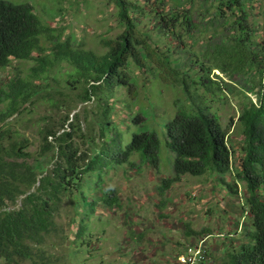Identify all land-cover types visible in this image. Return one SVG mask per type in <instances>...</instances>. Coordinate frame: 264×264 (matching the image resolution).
Segmentation results:
<instances>
[{"label": "trees", "instance_id": "16d2710c", "mask_svg": "<svg viewBox=\"0 0 264 264\" xmlns=\"http://www.w3.org/2000/svg\"><path fill=\"white\" fill-rule=\"evenodd\" d=\"M174 1L175 5L169 0H109L120 32L102 38V51L96 52L80 45L75 35L64 36L58 22L43 23L33 5L0 0V69L14 61L35 63L27 75L18 74L5 90L0 88V105L6 104L1 121L15 117L40 96L65 108L71 97L51 83L57 81L51 72L63 67L67 89L81 91L80 103L96 102L102 138L101 144L89 140V153H83L75 142L81 125L71 122L68 131L66 116L59 128L51 123L40 130L41 145L32 153L29 139H19L11 129L0 130V264H61L48 243L63 239L57 217L66 197L76 212L73 244L89 246L86 239L92 238L90 221L97 209L122 206L117 190L104 184L106 171L134 166L136 155L139 164L160 169L158 135L135 134L123 149V134L113 120L111 101L117 90L126 87L132 92L137 86L133 69L151 73L166 86L180 87L183 95L175 101L174 118L165 127L166 148L175 155L174 176L163 179L159 194L164 196L185 175L208 176L234 194L243 184L250 229L238 248L230 246L229 264H264V25L258 29L250 23L253 0H203L208 12L214 11L209 19L203 13L200 19L195 16L196 0ZM146 22L151 30L144 28ZM208 29L212 32L206 36ZM201 39L202 48L195 51ZM177 44L194 61L189 69L174 57ZM56 95L61 98L55 100ZM225 96H233L240 105L238 120H233L242 136L237 168L229 131L213 107ZM75 116L79 118L78 113ZM228 175L233 183L227 182ZM166 206L162 200L159 209Z\"/></svg>", "mask_w": 264, "mask_h": 264}, {"label": "rangeland", "instance_id": "374dc122", "mask_svg": "<svg viewBox=\"0 0 264 264\" xmlns=\"http://www.w3.org/2000/svg\"><path fill=\"white\" fill-rule=\"evenodd\" d=\"M7 1L33 5L43 23L58 22L61 29H65L64 36L75 35L80 45L96 52L102 51V38H113L120 32L116 10L109 0ZM169 2L176 4L174 0ZM153 6L157 7L156 4ZM208 7L203 0H196L195 16L200 19L203 13L207 19L212 18L213 8L208 12ZM249 12L250 23H256L258 29L263 27L264 0H253ZM146 27L151 30L152 25L146 22ZM209 29L206 36L212 32ZM156 33L152 32L158 38ZM200 41L195 51L202 48L200 45L204 40ZM46 46L50 47L51 44L47 43ZM162 46L166 50V45ZM174 47V57L182 60V64L187 67L185 69H189L188 65L194 63L191 56L187 58L182 54L178 44ZM34 65L33 61H14L12 66L0 69V88L5 90L10 79L18 74L27 75ZM63 72H66V68L56 67L51 74L57 81L51 80V83L56 90L72 98H67V109H58L47 97L40 96L15 117L5 122L0 118V130L11 129L18 133L19 139H29V151L32 153H36L41 145L40 130L51 123L54 128H59L66 116L70 119L66 122L68 131H72L71 122L81 125V131L75 135V142L83 153H89V140L102 143L98 126L101 112L96 102L81 104L78 100L81 91L67 89ZM213 73L220 74L219 71ZM132 75L137 86L132 92L126 87L119 88L116 98L111 101L115 102L113 120H116V127L123 134V149L130 144L135 134L155 132L158 135L161 141L160 169L139 164V156L136 155L132 158L134 166L127 164L106 171L104 184L117 190L122 206L111 210L103 207L97 209L90 221L92 238L86 239L89 246L75 247L73 244L75 235L71 228L76 212L71 198L66 197L57 217L64 231L63 239H51L48 243L50 252L60 257L61 264H182L178 258L188 245H202L209 255H205L204 264H229V255L233 250L230 246L238 248L240 243L246 241L245 235L250 229V214L244 205L245 187L240 184L238 194H234L228 191L226 185H218L215 179L208 176L185 175L161 196L158 187L162 185L163 179L174 176L175 155L166 148V122L174 118V103L183 95L180 87L166 86L155 80L151 73L133 69ZM54 98L57 100L61 97L56 95ZM213 107L218 110L223 126L229 131V145L235 151L233 161L237 168L241 163L242 136L238 126L233 125V120H238L240 105L233 96H225L223 100L217 99ZM5 108L6 104L0 105V117ZM77 113L79 118L75 116ZM134 118L139 121L135 122ZM226 180L233 183L234 179L228 175ZM162 200L167 206L160 210ZM54 242L61 246L54 248L51 245Z\"/></svg>", "mask_w": 264, "mask_h": 264}, {"label": "built area", "instance_id": "2783aa9c", "mask_svg": "<svg viewBox=\"0 0 264 264\" xmlns=\"http://www.w3.org/2000/svg\"><path fill=\"white\" fill-rule=\"evenodd\" d=\"M205 255L206 253L202 245L198 247L191 245L179 256L178 260L180 259L183 262L182 264H202Z\"/></svg>", "mask_w": 264, "mask_h": 264}]
</instances>
